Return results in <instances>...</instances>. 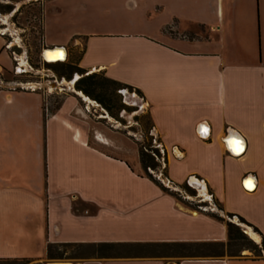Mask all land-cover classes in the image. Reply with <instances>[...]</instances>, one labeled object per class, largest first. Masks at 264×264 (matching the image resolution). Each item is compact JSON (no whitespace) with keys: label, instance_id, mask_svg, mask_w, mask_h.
I'll return each instance as SVG.
<instances>
[{"label":"crops","instance_id":"obj_1","mask_svg":"<svg viewBox=\"0 0 264 264\" xmlns=\"http://www.w3.org/2000/svg\"><path fill=\"white\" fill-rule=\"evenodd\" d=\"M43 1V48L78 50L79 68L141 92L166 158L167 178L158 179L206 193L264 239V0ZM7 46L0 31V68L10 71ZM53 91L56 82L0 86V259L264 264L245 252L143 253L187 242L223 249L226 225L145 177L138 149L132 156L125 135L95 121L80 93L49 109ZM227 137L243 140L240 155L227 150ZM49 244L112 252L48 259Z\"/></svg>","mask_w":264,"mask_h":264},{"label":"rangeland","instance_id":"obj_2","mask_svg":"<svg viewBox=\"0 0 264 264\" xmlns=\"http://www.w3.org/2000/svg\"><path fill=\"white\" fill-rule=\"evenodd\" d=\"M43 0H30L26 3L12 4V9L9 12L0 10V31L5 32L7 47L13 59L12 69L2 71L0 68V86L11 88H44L47 83L56 82V91L47 95V107L54 108L60 103L65 94L80 93L84 98L93 103V114L95 121H99L109 129H115L119 133L126 136L125 145L132 151V156H135V148L138 143L147 144L152 142V146L159 148V137L153 130L150 124L148 113L144 102L135 91H130L126 88L119 89L115 95L105 97V102L109 108H105L98 101L85 95L76 89V82L82 76L74 72L71 76L65 73L64 76L56 73L52 68L47 67L38 59L37 51L41 48L43 41ZM43 48L41 49L42 52ZM80 55L78 50L71 49L70 54L65 60L60 63H75ZM41 56V54H40ZM9 65V64H8ZM59 67V66H58ZM100 72L85 71L83 75ZM123 106V107H121ZM109 109V110H108ZM158 141V142H157ZM135 146V147H134ZM163 165L161 164L156 171H151L156 178H162ZM175 191H178L175 189ZM182 199L185 203L191 200L193 206H200L201 209H211L217 212V205L210 197L204 193L200 196L192 190H180ZM189 199V200H188ZM188 204V203H187ZM224 216V214L220 213ZM225 219L226 216H224ZM232 222L237 221L235 217L229 219ZM249 240L260 242L261 238L257 236L250 228L244 224H239ZM248 232V233H247ZM250 246L248 241L233 242L229 246L221 249L218 247L200 248L193 250L197 255H209L225 252L228 255L239 256L241 252L253 257L259 256L257 252L245 248ZM112 250H91L81 251L74 248L65 249V258L75 257L78 255L89 254H109ZM147 254L158 255H174L183 256L185 253L180 248H162L154 251H145ZM8 264H41L37 261H29L27 263H8Z\"/></svg>","mask_w":264,"mask_h":264},{"label":"trees","instance_id":"obj_3","mask_svg":"<svg viewBox=\"0 0 264 264\" xmlns=\"http://www.w3.org/2000/svg\"><path fill=\"white\" fill-rule=\"evenodd\" d=\"M13 3H2L0 2V10H3L4 12H9L12 9ZM43 48V41L41 48L37 51V56L39 61L42 62L41 59V49ZM80 59V55L77 57L75 63H46L42 62L44 65H46L49 68H52L56 73H58L61 76H64L65 73H68L69 76H71L74 72H77L81 74L82 76L77 80L76 82V89L84 93L85 95L93 98L94 100L98 101L100 104H102L105 108H109L107 103L105 102V97L109 95H115V93L122 88H126L130 91H135L139 96L142 97V94L139 90L132 88L131 86L122 84L120 82H117L115 80H112L102 74L101 76L96 73H91L88 75H83L85 73L84 69H81L78 67V61ZM59 66V67H58ZM2 71H6L4 68L1 69ZM123 107V106H121ZM109 110V109H108ZM149 117V115H148ZM149 121L151 126L153 127V124L151 122V119L149 117ZM159 141V142H158ZM157 142L160 143V147L156 148L152 146V142L148 141L147 144L138 143L137 149H138V156H139V162L141 166L142 174L153 181L155 184H157L161 190H163L165 193L171 194L175 196L179 201H182L181 195L179 191H173L170 190L169 187H166L162 181L158 178H156L151 171H156L159 166L166 164V158L165 155L162 153L161 148V141L160 138ZM163 173L162 178H167L166 173V167L163 166ZM177 186L179 189H184L190 191V187L184 183L183 185H174ZM217 212H210L211 217H213L215 220L219 222H223L226 225L227 229V245L229 246L233 242H240V241H248L250 246L248 250L255 251L258 253L259 256H264V239L260 242H254L252 240H249L247 236L244 234L241 226L239 224H246L242 218L237 217L239 224L230 221L229 219L235 217V215L230 213H225L224 216H226L227 219L224 218V216L220 215L219 212H222L223 210L218 206ZM168 247L172 248H180L182 251H184L183 256L188 257H194V256H209V255H197L193 253V250H199L200 248H212V247H223L222 243L219 242H200V243H194V242H187V243H170L165 244ZM110 247V245L103 244L100 245L99 248L106 249ZM66 248H80V245H74V244H49L46 249V255L48 259H62L64 258L65 249ZM30 260L28 259H0V264H8V263H27Z\"/></svg>","mask_w":264,"mask_h":264},{"label":"water","instance_id":"obj_4","mask_svg":"<svg viewBox=\"0 0 264 264\" xmlns=\"http://www.w3.org/2000/svg\"><path fill=\"white\" fill-rule=\"evenodd\" d=\"M55 54V55H59L58 58L56 59H50L47 54ZM66 50L65 48H43L42 52H41V59L46 62V63H53L56 61H63L66 59ZM200 129V133L202 136H205L207 134V128L204 125H200L199 127ZM239 142V147L237 146V144L235 142ZM225 146L227 148L228 151H230L232 154L234 155H240L243 150H244V143L243 140L241 138H237V137H227L224 140ZM248 184V185H247ZM251 185V180L250 179H246V183H245V187H247L248 189H252L250 187ZM236 218V217H235ZM237 219V218H236ZM236 223L239 224V221L237 219Z\"/></svg>","mask_w":264,"mask_h":264},{"label":"bare ground","instance_id":"obj_5","mask_svg":"<svg viewBox=\"0 0 264 264\" xmlns=\"http://www.w3.org/2000/svg\"><path fill=\"white\" fill-rule=\"evenodd\" d=\"M47 56L50 58V59H57L59 55H55V54H47Z\"/></svg>","mask_w":264,"mask_h":264},{"label":"snow or ice","instance_id":"obj_6","mask_svg":"<svg viewBox=\"0 0 264 264\" xmlns=\"http://www.w3.org/2000/svg\"><path fill=\"white\" fill-rule=\"evenodd\" d=\"M236 144H237V146L239 147V142L237 141V142H235Z\"/></svg>","mask_w":264,"mask_h":264},{"label":"built area","instance_id":"obj_7","mask_svg":"<svg viewBox=\"0 0 264 264\" xmlns=\"http://www.w3.org/2000/svg\"><path fill=\"white\" fill-rule=\"evenodd\" d=\"M5 33V32H4ZM42 62H44L43 60H42Z\"/></svg>","mask_w":264,"mask_h":264}]
</instances>
